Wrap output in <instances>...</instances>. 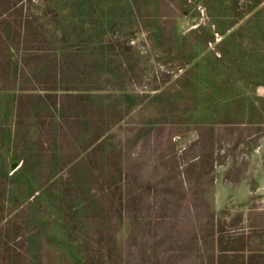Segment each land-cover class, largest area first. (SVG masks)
<instances>
[{
    "label": "rangeland",
    "instance_id": "obj_1",
    "mask_svg": "<svg viewBox=\"0 0 264 264\" xmlns=\"http://www.w3.org/2000/svg\"><path fill=\"white\" fill-rule=\"evenodd\" d=\"M243 234L264 0H0V264H212Z\"/></svg>",
    "mask_w": 264,
    "mask_h": 264
},
{
    "label": "crops",
    "instance_id": "obj_2",
    "mask_svg": "<svg viewBox=\"0 0 264 264\" xmlns=\"http://www.w3.org/2000/svg\"><path fill=\"white\" fill-rule=\"evenodd\" d=\"M247 235L238 236V239L235 241H240V243H233L231 246L223 245V241L218 239L216 241V255L214 257L212 264H264V236L253 237H245ZM255 241L252 246L246 245V241ZM251 238V239H250ZM241 239H243L241 241ZM250 239V240H249ZM261 240V243H259ZM220 243V245H218ZM259 243V244H255ZM226 244V243H225Z\"/></svg>",
    "mask_w": 264,
    "mask_h": 264
},
{
    "label": "trees",
    "instance_id": "obj_3",
    "mask_svg": "<svg viewBox=\"0 0 264 264\" xmlns=\"http://www.w3.org/2000/svg\"><path fill=\"white\" fill-rule=\"evenodd\" d=\"M211 230H212V240H214V239H215V235H214L215 230H214V227H213ZM219 239H220V238H219Z\"/></svg>",
    "mask_w": 264,
    "mask_h": 264
},
{
    "label": "water",
    "instance_id": "obj_4",
    "mask_svg": "<svg viewBox=\"0 0 264 264\" xmlns=\"http://www.w3.org/2000/svg\"><path fill=\"white\" fill-rule=\"evenodd\" d=\"M14 167H16V165H14Z\"/></svg>",
    "mask_w": 264,
    "mask_h": 264
}]
</instances>
